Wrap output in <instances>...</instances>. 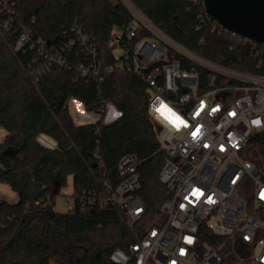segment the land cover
Listing matches in <instances>:
<instances>
[{
  "label": "trees",
  "instance_id": "obj_1",
  "mask_svg": "<svg viewBox=\"0 0 264 264\" xmlns=\"http://www.w3.org/2000/svg\"><path fill=\"white\" fill-rule=\"evenodd\" d=\"M177 44L230 69L264 75L245 47L219 33L202 0H124ZM123 0H15L16 18L5 32L0 15V183L16 193L15 203L0 201V264H112L110 254L141 235L145 221L158 217L169 199L159 181L164 157L147 116L145 83L131 73L109 71L116 63L113 35L133 16ZM76 30L90 38L101 72L83 75L92 55ZM27 32L28 42L15 50ZM191 66H184L190 69ZM107 72V73H106ZM100 113L111 104L120 117L103 125L77 124L69 103ZM46 136L54 149L37 138ZM140 161L138 195L145 218L130 229L123 212L108 204L71 214L55 211V198L72 178L71 197L100 192L120 182L119 160ZM244 158L264 169V131L251 137ZM132 264V263H129Z\"/></svg>",
  "mask_w": 264,
  "mask_h": 264
},
{
  "label": "built area",
  "instance_id": "obj_2",
  "mask_svg": "<svg viewBox=\"0 0 264 264\" xmlns=\"http://www.w3.org/2000/svg\"><path fill=\"white\" fill-rule=\"evenodd\" d=\"M124 3L133 20L113 35L111 44L122 50V56L108 72L131 73L145 83L147 116L157 135L158 152L164 157L159 181L169 199L161 205L158 217L139 226L141 235L128 245L127 252L114 250L110 262L264 264V169H256L243 156L251 137L264 131V75L236 71L189 51ZM15 6V0H0L5 32L16 18ZM217 26L219 33L245 47L257 68L263 65L264 44ZM76 31L79 44L88 46L93 59L81 72L97 79L102 68L96 63V46L89 45L90 38L81 30ZM28 40L24 32L15 50ZM74 103L85 118L82 124L100 121L108 125L120 117L111 104L92 114ZM161 104L188 126L176 128L156 111ZM47 139L50 145L44 144ZM37 141L51 150L56 146L43 135ZM139 166L134 156H123L117 165L119 184H106L104 190L84 197H66L67 213L74 212L76 200L81 210L112 204L123 212L130 229L137 228L147 213L138 195Z\"/></svg>",
  "mask_w": 264,
  "mask_h": 264
},
{
  "label": "water",
  "instance_id": "obj_3",
  "mask_svg": "<svg viewBox=\"0 0 264 264\" xmlns=\"http://www.w3.org/2000/svg\"><path fill=\"white\" fill-rule=\"evenodd\" d=\"M206 14L223 29L264 44V0H202Z\"/></svg>",
  "mask_w": 264,
  "mask_h": 264
},
{
  "label": "rangeland",
  "instance_id": "obj_4",
  "mask_svg": "<svg viewBox=\"0 0 264 264\" xmlns=\"http://www.w3.org/2000/svg\"><path fill=\"white\" fill-rule=\"evenodd\" d=\"M113 54L115 59H119L122 56V50L119 47H116L113 50ZM69 110L71 115L73 116L74 121L77 124H82L84 121V117L81 114L80 107L71 101L69 103ZM83 110V109H82ZM110 108L108 107L107 111ZM84 111V110H83ZM5 136V132L0 130V141ZM73 194V185L71 176L67 177L66 185L61 189L60 194L55 198V211L58 213L66 214V197H71ZM17 200V195L14 193L7 184L0 183V201H6L8 203H14Z\"/></svg>",
  "mask_w": 264,
  "mask_h": 264
},
{
  "label": "snow or ice",
  "instance_id": "obj_5",
  "mask_svg": "<svg viewBox=\"0 0 264 264\" xmlns=\"http://www.w3.org/2000/svg\"><path fill=\"white\" fill-rule=\"evenodd\" d=\"M157 112H160L162 115H165V118L168 119L176 128H179L181 125L187 127L188 125L184 120H182L178 115L173 113L171 109H168L166 105L161 104L159 108L156 109ZM199 114V113H197ZM256 123H259L258 121ZM200 132V128L198 127L196 131L192 133L195 138ZM193 195H199V193L194 192ZM261 198H264V193H261Z\"/></svg>",
  "mask_w": 264,
  "mask_h": 264
},
{
  "label": "bare ground",
  "instance_id": "obj_6",
  "mask_svg": "<svg viewBox=\"0 0 264 264\" xmlns=\"http://www.w3.org/2000/svg\"><path fill=\"white\" fill-rule=\"evenodd\" d=\"M44 144H48V145H50L51 142L47 139V140H44Z\"/></svg>",
  "mask_w": 264,
  "mask_h": 264
},
{
  "label": "crops",
  "instance_id": "obj_7",
  "mask_svg": "<svg viewBox=\"0 0 264 264\" xmlns=\"http://www.w3.org/2000/svg\"><path fill=\"white\" fill-rule=\"evenodd\" d=\"M15 202H16V201H15ZM15 202H14V203H15Z\"/></svg>",
  "mask_w": 264,
  "mask_h": 264
}]
</instances>
